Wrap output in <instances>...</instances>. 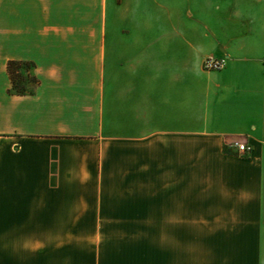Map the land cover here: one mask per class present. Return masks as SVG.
<instances>
[{
    "label": "crops",
    "instance_id": "1",
    "mask_svg": "<svg viewBox=\"0 0 264 264\" xmlns=\"http://www.w3.org/2000/svg\"><path fill=\"white\" fill-rule=\"evenodd\" d=\"M0 264H264V0H0Z\"/></svg>",
    "mask_w": 264,
    "mask_h": 264
},
{
    "label": "trees",
    "instance_id": "2",
    "mask_svg": "<svg viewBox=\"0 0 264 264\" xmlns=\"http://www.w3.org/2000/svg\"><path fill=\"white\" fill-rule=\"evenodd\" d=\"M33 63L29 60L10 59L7 61V72L10 77V90L15 93L32 92L37 77L32 73ZM28 85H30L28 87Z\"/></svg>",
    "mask_w": 264,
    "mask_h": 264
},
{
    "label": "built area",
    "instance_id": "3",
    "mask_svg": "<svg viewBox=\"0 0 264 264\" xmlns=\"http://www.w3.org/2000/svg\"><path fill=\"white\" fill-rule=\"evenodd\" d=\"M224 58L223 57H217L214 55H208L206 56L202 61V67L204 69H219L224 65ZM239 153H245L250 150V145L241 142L239 140H235L232 144Z\"/></svg>",
    "mask_w": 264,
    "mask_h": 264
},
{
    "label": "rangeland",
    "instance_id": "4",
    "mask_svg": "<svg viewBox=\"0 0 264 264\" xmlns=\"http://www.w3.org/2000/svg\"><path fill=\"white\" fill-rule=\"evenodd\" d=\"M30 85H28V87H29Z\"/></svg>",
    "mask_w": 264,
    "mask_h": 264
}]
</instances>
